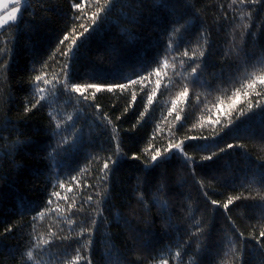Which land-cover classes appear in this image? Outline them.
Masks as SVG:
<instances>
[{"label": "trees", "instance_id": "obj_1", "mask_svg": "<svg viewBox=\"0 0 264 264\" xmlns=\"http://www.w3.org/2000/svg\"><path fill=\"white\" fill-rule=\"evenodd\" d=\"M71 3L72 0H43L45 8H41L39 0H28V6L21 7L19 31L14 34L12 31L0 30V48L5 49L0 52V64L5 65L0 68V89L3 90L0 92V232H3L4 227L15 226L12 233L0 237V264H19L21 253L26 252L34 243V236L52 241V247L43 257H36L40 264H56L58 253L67 251L74 254L77 244L73 239H56L50 233L73 237L79 231L80 221L92 217L97 219L90 251L92 264H114L117 260L119 264H153L154 258L161 254L167 255L169 249L174 253L180 245H184L183 264H192V253L197 245V238L191 236L196 230L195 219L201 221L200 226L204 229V235L199 238L203 250L198 256V264H220L230 238L242 253L236 264H264V249L254 239L248 238L259 234V228L253 230L251 226L260 220L262 210L258 207L261 201L257 190L260 195H264V185L254 183L251 189L243 190L239 187L241 181L252 178L249 171L252 165L264 163V140L261 139L258 116L239 125V139L235 129H225L215 140H187L185 149L197 162V178L205 172L209 175L215 173L221 178L215 193L211 194L212 199L223 203L228 195L239 194L241 191L243 195L256 199L238 201L230 205L227 212L223 208H213L203 198L191 169L181 167L178 161L173 160L168 165L171 191L165 194L169 202L168 209L161 213L158 206L150 205L146 211L138 202L137 189L146 200H151L155 182L151 185L140 184L139 178L146 175L148 170L144 169L140 161L122 159L111 174L109 197L100 205L103 215L96 216L85 205L82 213L76 212V209L72 212L51 211L42 220L33 221L32 217L42 209H55L57 204L61 209L67 208L65 201H56L55 198H52L51 206L47 205L53 190L52 184L55 183L54 175L58 174L61 179L68 180L70 175H76L81 168H88L89 172L81 174L84 180L88 184L98 183L96 173L99 166L95 163L89 165V161L94 155H107L111 147L109 137L113 133L111 128L104 129L97 115L103 117L107 114L112 119L122 141L121 146L129 156L130 150L139 151L148 147L154 134L156 146H166L169 138H211L220 126L210 125L209 119L219 116L222 122L227 123L224 114L230 103L227 97L232 96L235 88L239 87L238 81L243 72L242 68L236 71L240 59L252 58L250 64L264 59V2L248 6L245 11L249 12L251 18L241 20L239 10L233 11L230 7L232 0H170L167 8L156 4L155 0H144L139 8L135 0H119L109 14L110 22L103 23L95 32L81 38V46L72 63L73 80L93 71L109 82L119 80L121 74L136 79L137 72L144 74L142 66L150 70L165 54L167 40L163 21L184 15L190 23L180 43V51L185 47L191 51L197 43L204 44L205 38L200 37L199 33L202 28L205 30L208 41L204 59L206 69L201 79L207 83L204 86L192 85L189 97L178 100L183 90L184 70L178 61L175 71L170 65L166 73L162 72L161 78V83L167 87L158 90L153 104L148 106L139 124L137 119L147 104L146 93L141 91L140 85L130 88L124 94L119 91L98 94L96 104L101 107L99 113L95 105L90 107L82 102L77 104L75 99L58 96L54 101L57 108L64 114L74 116V120L68 123L61 135L74 142L68 146L67 152L57 158L58 167L54 169L44 159L46 152L51 151L50 146H54L55 139H58L52 136L49 127V108L45 104L25 117L23 107L31 91L29 79L34 75L33 66L38 68L40 62L49 58L58 39L71 24ZM46 8L51 11H46ZM133 9L142 13L135 24L129 22L134 15ZM243 23H247L249 28L245 30L241 41L240 30L234 33L233 28ZM234 36L240 44L239 56L231 51ZM113 48L118 50V56L112 53ZM172 55L175 53L169 50V60ZM57 58L63 60L62 57ZM49 64L50 75L59 72V65L55 61L50 60ZM151 80L152 83L147 87L155 88V76ZM223 89H226V93ZM132 91L137 92L138 99L124 114V109L131 102ZM65 101H68L66 106ZM173 101H176L175 107ZM221 101L224 102L223 111H218L217 105ZM239 107L246 110L243 99ZM176 115H180L181 120L177 121ZM116 116H122V119L117 121ZM6 121L10 123L6 125ZM157 125L160 129L158 132ZM244 128L255 135L249 139L243 132ZM77 129H82V132H77ZM17 138L23 143L16 145L12 151V141ZM237 142L244 143L246 149L233 148L215 161L201 162L202 155L215 150L210 148L208 151H199L206 143L224 147L228 143ZM57 190L64 195V190ZM92 192V188H77L73 182L68 202L75 200L78 208L82 196L86 197ZM73 212L76 214L73 215ZM68 219L76 221V225L70 228ZM165 220H170V227H165ZM233 223L235 228L232 227ZM240 232L246 238L243 241ZM133 236H139L141 241L146 240L147 246L140 247ZM185 241L189 243L185 244ZM170 264L180 262L170 260Z\"/></svg>", "mask_w": 264, "mask_h": 264}, {"label": "snow or ice", "instance_id": "obj_2", "mask_svg": "<svg viewBox=\"0 0 264 264\" xmlns=\"http://www.w3.org/2000/svg\"><path fill=\"white\" fill-rule=\"evenodd\" d=\"M119 0H72L71 10L73 15L71 16L70 26L62 33V36L58 39V43L53 50L52 54L48 59L40 62L39 67L33 66V73L29 79L30 85V94L26 99V102L23 107V115L25 117L28 114L32 113L33 110L43 107L47 104L49 111V127L51 128L52 136L55 139L54 146L51 147V151H47L44 159L48 160L50 166L54 169L58 167V157L63 152H67L68 146L74 141H70L67 136H62L61 133L66 130L68 123L74 120L72 114H64L62 111L57 108L55 105V98L58 96H66L69 99H75L76 103H85L88 106L95 105L96 112L101 111L99 104H96L98 94L107 92V93H119L124 94L130 90V88L135 87L136 85L141 86V91H144L147 96V104L145 105V111L141 112L139 118L137 119V124H139L148 110V106L152 105L154 102V97L157 95L158 90L161 87H167L161 83L162 72L166 73L167 69L171 65L175 71L176 62H179L180 68L184 70L183 74V90L179 93L177 99H187L189 97L190 87L192 85L199 84L204 86L207 82L201 79L205 69L206 64L204 59L207 51V38L205 30L202 28L199 36L204 37V44L197 43L196 47L191 49V51L185 47L184 50L180 51V43L184 34L188 31V25L190 21L186 20L184 15L176 18L175 16L172 19H166L164 23V35L167 40V45L165 49V54L162 58L155 62V67H152L150 70H146L141 67V71L144 74L136 73V79H131L123 74L120 75L119 80H113L109 82L105 78H100L93 71L91 74L86 73L83 77L73 80L72 76V63L76 59L77 49L81 46V38L85 34H91L95 32L103 23L110 22L109 14L112 12L115 4ZM144 0H135L137 7H141ZM170 0H155V3L161 5L163 8L169 6ZM264 0H232L230 7L233 11L239 10L240 19L243 20L245 17L249 19V12L245 11L248 6H254L258 3H262ZM40 7L45 8L43 0H39ZM28 6V0H0V30L4 31H19L21 24V7ZM46 11H51L50 8H46ZM134 15L129 19L130 23H138L137 17H140L142 13L137 9H133ZM174 12V8H173ZM35 16V13H32ZM181 20H184V23H181ZM249 28L247 23L236 24L233 28L235 33L239 31V40H243L245 36V30ZM82 29V31H81ZM169 50L175 53L171 56L169 60ZM4 48H0V52H4ZM112 53L119 55L117 49H111ZM233 53H236L239 56L240 44L236 40L235 36L233 38V45L231 48ZM57 57H62L63 60L58 59ZM252 58L244 57L240 59V63L236 67V71L239 72L241 68L243 72L241 73V79L238 81L239 87L235 88L233 95L227 97L230 100V103L227 104V112L224 113L227 117V123L221 121L219 116L216 119H209L208 123L212 126L219 125V130L214 132L213 137H196V136H186L184 139H172L169 138L168 142L165 145L156 146L154 141L156 140V135L154 134L149 141L148 147L142 150H130L131 155L129 156L124 149L122 148V141L118 135L116 126L113 124L112 119L105 114L103 117L97 115V119L100 120L101 124L104 125V129L107 130L111 128L112 135L109 137L111 142L110 150L107 155L101 157L100 155L92 156L89 161V165L95 163L98 165L96 184H88L84 180L81 174L89 172L88 168H81L76 175H70L68 180L61 179L60 176L54 175L53 180L55 183L52 184L53 190L49 194L50 198L47 201V205L51 206L53 204V199L56 201L63 200L67 204L66 209H61L59 204L55 209L50 207L42 209L32 217L33 221L38 219L42 220L45 215L51 211L55 212H72L73 209H76V212H84L85 205L88 208H91L96 216L103 215V209L100 207L110 194V179L111 174L115 171L116 167L122 159H130L132 161H140L144 165V169L148 170L147 174L139 178L140 184L151 185L153 182L155 186V192L152 194L151 200H146L144 194L137 189V199L138 202L143 206L147 211L151 206H158L161 213L165 212L168 209L169 202L165 198L166 191H171V185L169 183V169L168 165L171 164L173 160L178 161L181 164V167L191 169V174L195 179V183L199 185L200 192L205 199L206 203L210 204L213 208H223L226 212L229 210L230 205H234L238 201H244L249 199H256V197L245 196L243 191L239 194H230L227 196L226 200L221 203L216 199H212L211 194L215 193L216 187L219 185L221 178L215 173L209 175L207 172L204 173L202 177L197 178L196 172V160L193 156L187 153L186 141L187 140H197L203 139L208 141L209 139L215 140L216 137H219L225 129L236 130L237 139H239L241 129L239 125L244 121H250L255 117H259L261 124V139L264 140V59L257 61L256 63H249V60ZM55 61L59 65V72L51 73L50 75V64L49 61ZM5 65L0 64V68H4ZM180 75V73H177ZM155 76V88H148L147 85L152 83L151 77ZM223 74H221V79ZM127 82H121V81ZM236 83V81H233ZM3 90L0 89V92ZM226 93V89H223ZM251 97V99H250ZM138 99V94L135 91L131 93V102L124 109V114H127L129 109L134 106ZM242 99L246 102V110L240 108ZM68 104V101H65V106ZM176 101H173V106L175 107ZM224 102L221 101L217 105L218 111H223ZM78 111H82L79 109ZM117 121L122 119V116H116ZM175 119L177 121L181 120L180 115H176ZM6 125L10 121L5 122ZM74 127V125H73ZM136 128V124L133 125V129ZM159 125H157L156 131L158 132ZM77 132H82V129H77ZM243 132L251 139L255 134L251 132L248 128H244ZM19 135V134H18ZM19 138L12 141V147L10 150L14 151L16 145L22 144ZM215 149L210 151L207 155H202L200 157L201 162L204 161H215L220 158L221 154L227 152L230 149H246V145L241 142L237 143H228L224 147H220L218 144H205L200 147L199 151H208L209 149ZM249 171L252 173L251 179H245L241 181L239 187L240 189H251L254 183H260L264 185V163L258 165H252L249 168ZM73 182L77 188H92V194L87 195L86 197L81 198V204L77 208L76 201L71 200L68 193L73 191ZM64 190V195L61 194V191ZM257 195L261 203L258 207L262 210L260 220L257 224L252 225V229L255 230L259 228V234L250 235V239H254L257 245L260 248L264 249V195H260L259 190H257ZM95 197V200H94ZM93 204L95 207H93ZM190 207V205H189ZM76 213L73 212V215ZM163 218V216H162ZM195 219L194 217H192ZM117 221L120 217L117 215ZM231 222V217H229ZM147 222V221H146ZM67 223L70 228L76 225V221L68 219ZM127 223V221H125ZM201 221L195 219V228L196 230L191 233L192 237L197 238V245L195 251L192 253V264H198V256L203 250V244L199 240L201 236L204 235V229L200 226ZM97 226V219L92 217L88 220H81L79 224V231L75 233L73 237H60L58 234L50 233V235L56 236V239L61 241H67L73 239L77 244V247L74 249V254H69L67 251L60 252L57 254L56 264H92V259L90 256L91 245L93 242V236ZM170 220H165V227H170ZM232 227L235 228V224H232ZM15 230L14 225H9L4 227L3 232H0V237H5L8 234L12 233ZM33 231L35 232V226H33ZM238 231V230H237ZM241 241L245 238L244 233H239ZM34 243H32L26 252H22L20 255L19 264H40V261L37 260L39 255L41 258L47 250L52 247L51 240H45L38 236L32 237ZM133 240L136 241L140 247H146L147 241H141L139 236H133ZM188 241H185V244H188ZM227 251L224 252L223 258L220 261V264H236L242 256L241 251L237 249L236 244L229 239V243L225 245ZM111 248V245H109ZM184 245H180L178 250L174 253L169 249L167 255L161 254L158 258H154L153 264H170L171 261H179L180 264H183L182 258L185 255L183 251ZM114 264H119V260L115 261Z\"/></svg>", "mask_w": 264, "mask_h": 264}]
</instances>
